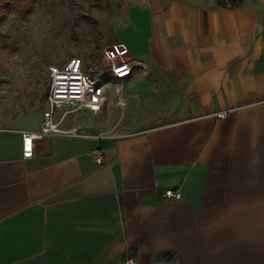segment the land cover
I'll return each mask as SVG.
<instances>
[{
	"label": "crops",
	"instance_id": "0c3cea01",
	"mask_svg": "<svg viewBox=\"0 0 264 264\" xmlns=\"http://www.w3.org/2000/svg\"><path fill=\"white\" fill-rule=\"evenodd\" d=\"M217 1L139 0L120 16L114 40L172 91L156 124L105 117L141 97L127 92L137 67L103 112L66 117L82 134L39 138L32 158L20 130L43 113L0 127V264H125L127 251L135 264H264V0Z\"/></svg>",
	"mask_w": 264,
	"mask_h": 264
},
{
	"label": "rangeland",
	"instance_id": "374dc122",
	"mask_svg": "<svg viewBox=\"0 0 264 264\" xmlns=\"http://www.w3.org/2000/svg\"><path fill=\"white\" fill-rule=\"evenodd\" d=\"M137 1L0 0V127L31 128L41 120L48 67L73 57L88 66L98 62L115 39L121 14ZM134 77L127 92H141L139 100L126 97L104 112L127 132L164 119L173 99L152 67L137 68Z\"/></svg>",
	"mask_w": 264,
	"mask_h": 264
},
{
	"label": "built area",
	"instance_id": "2783aa9c",
	"mask_svg": "<svg viewBox=\"0 0 264 264\" xmlns=\"http://www.w3.org/2000/svg\"><path fill=\"white\" fill-rule=\"evenodd\" d=\"M144 66L142 59L131 55L128 45L113 40L103 49L101 59L88 66L81 57H73L64 63L51 64L47 70L46 106L43 110L42 125L37 130H20L22 134V150L25 159L35 154V141L44 136L58 134H82L77 130H65L62 123L66 117L81 109L93 113L103 112L110 106L112 97L122 93L124 80L133 74L137 67ZM118 86L113 89V82ZM229 110L217 113L223 117ZM98 162L103 160V149L94 151ZM168 198H180L179 189L168 188ZM135 258L125 254V264H135Z\"/></svg>",
	"mask_w": 264,
	"mask_h": 264
},
{
	"label": "trees",
	"instance_id": "16d2710c",
	"mask_svg": "<svg viewBox=\"0 0 264 264\" xmlns=\"http://www.w3.org/2000/svg\"><path fill=\"white\" fill-rule=\"evenodd\" d=\"M244 0H218L217 1V4L219 6H223V7H227V6H230V7H237L239 6ZM3 5L1 4L0 2V6ZM7 8H8V4L6 5V11H7Z\"/></svg>",
	"mask_w": 264,
	"mask_h": 264
}]
</instances>
